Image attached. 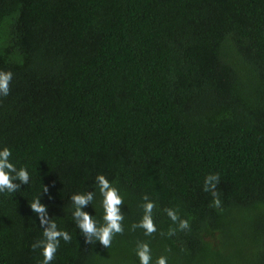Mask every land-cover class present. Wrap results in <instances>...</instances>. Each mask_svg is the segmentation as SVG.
<instances>
[{
  "label": "trees",
  "instance_id": "16d2710c",
  "mask_svg": "<svg viewBox=\"0 0 264 264\" xmlns=\"http://www.w3.org/2000/svg\"><path fill=\"white\" fill-rule=\"evenodd\" d=\"M0 71V150L30 175L0 193V264H41L37 197L72 237L51 264H139L138 241L152 264H264V0H0ZM97 174L124 201L110 248L72 216L94 191L83 210L103 223ZM145 194L151 236L131 230Z\"/></svg>",
  "mask_w": 264,
  "mask_h": 264
},
{
  "label": "clouds",
  "instance_id": "9594fccd",
  "mask_svg": "<svg viewBox=\"0 0 264 264\" xmlns=\"http://www.w3.org/2000/svg\"><path fill=\"white\" fill-rule=\"evenodd\" d=\"M13 79V74L10 71H0V96L6 97L10 92V84ZM12 153L8 147L0 150V193L8 192L15 193L21 187V184H29V172L21 167H17L10 162ZM16 181H19L17 183ZM96 185L102 197L101 205L103 208V223L98 225L93 219V216L83 209L89 204H92L96 193L94 191H86L74 193L70 197L72 202V216L77 228L84 236L86 244H93L99 241L105 248H110L113 237L116 234H123L124 215L121 211V206L124 204L123 198L109 180L103 174H97L95 177ZM220 182L218 173L208 174L204 179L203 191L208 192L213 197L214 207L220 206L219 193L217 185ZM43 192L48 193V187L43 186ZM144 203L139 205L143 209V215L139 222L131 225V230L142 229L146 236H151L157 232L156 225L153 220V210L156 207L155 203L145 194L142 197ZM32 212L37 214L40 227L43 229V238L32 244V248L41 249L43 260L41 264H51L54 260L61 239L68 243L71 241V235L64 230L58 229L57 223L48 215L46 205L40 202V197L33 199L30 203ZM167 216L178 225L180 230L189 229V221L182 219L177 210L172 208L164 209ZM176 229L169 228L166 235H174ZM165 235V233H161ZM135 253L139 258V264H152L151 249L148 243L138 241ZM155 264H167V257L160 256L156 259Z\"/></svg>",
  "mask_w": 264,
  "mask_h": 264
}]
</instances>
